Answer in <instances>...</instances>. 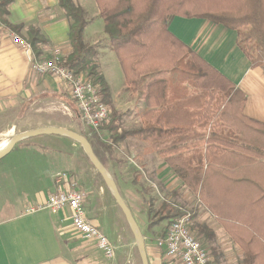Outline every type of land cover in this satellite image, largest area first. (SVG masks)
<instances>
[{"label": "crops", "instance_id": "1", "mask_svg": "<svg viewBox=\"0 0 264 264\" xmlns=\"http://www.w3.org/2000/svg\"><path fill=\"white\" fill-rule=\"evenodd\" d=\"M73 1L83 10L86 19L82 40L97 50L98 71L109 90V107L122 110L124 119L129 116L142 127L144 112L148 113L150 121L155 120L158 110L166 111L179 101L177 96L164 93L162 86L150 94L148 92L155 80L169 77L167 71L161 72L168 74L166 78H159L161 73H150L144 82L138 81L136 85H132L129 79L127 81L123 66L104 34L99 0ZM100 1L103 5H114L116 0ZM4 19L19 30L14 31L0 23V116L9 119L5 129L0 130V136L4 138L2 142H8L15 135L44 128L68 131L73 124L72 118L78 113L68 95V85L50 75H37L30 69L33 58H49L54 49H59L66 58L71 51L70 23L59 7V0H14L8 5ZM30 28L38 30L46 41L39 45L38 57L32 51L20 50L12 42L13 35L28 41ZM167 30L243 94L242 115L264 125V68L251 66L237 46L236 31L206 19L182 17H173ZM143 68L144 65L136 69L141 72ZM128 72V78L135 77ZM182 86L189 89L188 85ZM53 110L61 111L62 116L50 114ZM180 111L183 118H190V108L182 107ZM147 143L139 139L131 146L118 144L110 154L100 151L102 157L96 155L92 147L135 221L136 214L146 213L141 212L144 209L138 184L139 180L144 182L148 179L147 174L150 179L147 181L158 188V195L161 192L186 206L191 204V199H196L193 221L198 229L205 226L212 232L213 247L208 253L215 264L238 263L242 257L239 245L198 203L196 195L183 186L165 158ZM77 156L76 144L72 140L58 135H41L21 140L0 160V264H110L92 243L82 240L72 231L68 219H63L62 214L26 212L31 206L45 202L48 195L56 191L53 179L56 173L71 174L69 171L77 168ZM98 189V193L86 197L85 210L86 217L100 226L97 198L107 201V196L102 188ZM146 253L149 264L169 263L164 255L159 262L151 259L149 251Z\"/></svg>", "mask_w": 264, "mask_h": 264}, {"label": "trees", "instance_id": "2", "mask_svg": "<svg viewBox=\"0 0 264 264\" xmlns=\"http://www.w3.org/2000/svg\"><path fill=\"white\" fill-rule=\"evenodd\" d=\"M13 1L0 0V23L18 31L4 19ZM156 1L149 0L143 6L135 0H116L114 5L98 2L104 34L127 81L136 85L150 73L169 72L167 79L155 80L148 92L162 86L164 93L180 99L166 111L158 110L155 120L150 121L144 112L140 129L121 130L122 115L109 107V90L98 72L97 50L82 40L86 19L73 0H59L70 23L71 51L63 65L98 86L101 100L110 110L108 121L99 128L108 133V140L101 144L108 154L126 138L136 136L147 141L239 245L242 257L237 264H264V125L242 115L243 94L167 30L173 17L220 24L236 31L237 46L251 66L264 68V0H178L168 6H157ZM28 37L26 42L38 57L39 45L46 41L34 28L29 29ZM143 65L139 72L137 66ZM128 71L135 77L128 78ZM179 84L192 87V94ZM182 107L190 108V118H183ZM91 134L99 139L96 131ZM146 205L148 229L170 218L152 213L151 200ZM167 210L172 212L164 203L160 212ZM172 216L175 219L181 213ZM199 232L213 239L207 227H199ZM158 237H163V232Z\"/></svg>", "mask_w": 264, "mask_h": 264}, {"label": "built area", "instance_id": "3", "mask_svg": "<svg viewBox=\"0 0 264 264\" xmlns=\"http://www.w3.org/2000/svg\"><path fill=\"white\" fill-rule=\"evenodd\" d=\"M16 35L12 42L20 50L31 52L26 42ZM50 57L30 61V69L37 75H50L65 82L69 88L70 98L76 105L80 121L90 131H98L109 119L110 110L99 94L97 85L81 75H75L65 68L64 56L59 49H54ZM56 191L49 194L46 201L31 206L27 213L47 211L51 214H62L69 221L70 228L82 240L92 243L107 261L116 256V246L108 236L99 230L98 226L86 217L85 193L78 187L75 177L68 172L54 175ZM153 187V186H152ZM179 209V208H178ZM181 216L172 219L163 237L158 238L155 245L169 260L168 264H213L208 250L203 246L191 230L193 214L189 210L179 209Z\"/></svg>", "mask_w": 264, "mask_h": 264}, {"label": "rangeland", "instance_id": "4", "mask_svg": "<svg viewBox=\"0 0 264 264\" xmlns=\"http://www.w3.org/2000/svg\"><path fill=\"white\" fill-rule=\"evenodd\" d=\"M136 4L139 6H143L149 2V0H135ZM184 1V0H183ZM189 2V1H188ZM193 2V1H192ZM178 0H157L156 5L157 6H168L171 4H177ZM97 53V52H96ZM98 54V53H97ZM99 72V71H98ZM159 78H166L167 73H161ZM168 78V77H167ZM187 84V83H186ZM182 85V84H181ZM181 85L179 84L178 87L181 88ZM188 94H192V87H189ZM119 112L121 115H123L122 110H115ZM52 115L54 116H62L61 111H51ZM79 114L76 112V115L72 118L73 124L72 126H69V131L75 132L77 134H80L84 136L91 147L94 148V151L96 155L98 154L100 157V151L104 150L103 144L105 141L108 140V133L106 131L103 132L99 130V133L97 131L99 139L95 138L94 135L91 134V131L88 130L80 121ZM123 118V117H122ZM61 120V118H60ZM9 121V119H5L4 117L0 116V130L5 129V124ZM62 121V120H61ZM134 119L130 118L129 116L125 119H121L120 122V128L122 131H136L141 128V125L137 124ZM3 136H0V143L3 141ZM74 142V141H73ZM139 142L138 137L132 136L129 138H126L123 143L124 144H136ZM76 149L78 152L77 156V168L74 170H70L69 172L75 177L77 183H79L80 189L85 193L86 197L88 198L91 193H98L99 189L102 188L104 190L105 196H107V201H102L101 199L97 198L98 206V222L100 226L98 225L99 230H101L103 233H105L109 239L112 241V243L116 246V256L115 259L112 261H109L110 264H140L137 251H136V245L134 238L132 234L130 233V230L128 229V224L125 221V218L117 206L116 202L113 199V196L109 192V190L106 188L102 178L97 173V171L93 168L92 164L90 163L88 157L86 156L85 152L81 147L76 143ZM123 143H119L122 144ZM102 144V145H101ZM149 146L150 144L147 143ZM112 152V151H111ZM98 159V158H97ZM99 160V159H98ZM108 173V172H107ZM146 177L149 179L148 175L146 174ZM147 179V180H148ZM140 182L138 186L141 188V201L143 203L142 205V211H146V202L151 200V211L153 212H159L162 214V216H168L169 219H166L162 221L159 225L153 226L150 229H148V220H147V214H136L137 219V225L140 228V232L144 238V244L147 251H149V254H151V259L158 260L159 262L162 261V253L160 250L157 249L155 242L159 238L158 235L163 232V235L170 224V221L175 216H172L173 213L179 212V209L189 210L191 214L195 211L194 202L196 203V199H191V204L189 206H186L187 204H183L180 201H177L176 199H170L168 196L162 194L160 191V195L157 194L158 188H155L153 184H151L148 181ZM166 203L169 205V207L172 209V212L168 213L167 211L160 212L161 206ZM134 208V207H133ZM179 208V209H178ZM135 210V209H134ZM182 214V213H181ZM194 219V216H193ZM191 230L195 232L196 237L198 240L201 241L203 246L208 250H212V240L206 239L204 235H201L199 233V229L197 228V224L194 223L191 226ZM212 259V258H211ZM213 262V259H212ZM154 263V262H152ZM213 264H215L213 262ZM237 264V263H236Z\"/></svg>", "mask_w": 264, "mask_h": 264}, {"label": "water", "instance_id": "5", "mask_svg": "<svg viewBox=\"0 0 264 264\" xmlns=\"http://www.w3.org/2000/svg\"><path fill=\"white\" fill-rule=\"evenodd\" d=\"M41 135H58V136L66 137L76 142L81 147V149H83L90 163L92 164L93 168L100 175L106 188L109 190V192L113 196L114 201L116 202L117 206L121 210L125 218V221L128 224V227H129L128 229L130 230V233L132 234L134 241H135L136 251H137L140 264H149L145 244L143 242L144 238L140 232V228L138 227L135 219L133 218L131 211L129 210V208L126 206L123 199L121 198L115 182L113 181L111 176H109V174L107 173V171L105 170L101 162H99V160L97 159V157L95 156L92 150L91 145L89 144V142L84 136L77 134L75 132L69 131V130L67 131L65 129H55V128H44V129L24 132V133L13 136L7 142V145L5 146V148H3L0 151V160L4 156H6L9 152H11L12 148H14V146L21 140L36 137V136H41Z\"/></svg>", "mask_w": 264, "mask_h": 264}, {"label": "bare ground", "instance_id": "6", "mask_svg": "<svg viewBox=\"0 0 264 264\" xmlns=\"http://www.w3.org/2000/svg\"><path fill=\"white\" fill-rule=\"evenodd\" d=\"M7 145V142H2L1 144H0V151L3 149V148H5V146Z\"/></svg>", "mask_w": 264, "mask_h": 264}]
</instances>
